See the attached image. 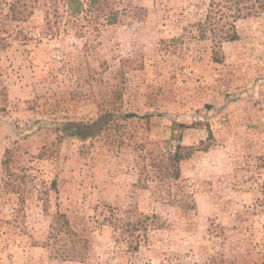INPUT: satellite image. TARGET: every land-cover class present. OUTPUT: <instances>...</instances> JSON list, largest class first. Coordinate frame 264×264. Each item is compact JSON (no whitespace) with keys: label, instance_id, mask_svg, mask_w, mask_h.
I'll return each mask as SVG.
<instances>
[{"label":"rangeland","instance_id":"1","mask_svg":"<svg viewBox=\"0 0 264 264\" xmlns=\"http://www.w3.org/2000/svg\"><path fill=\"white\" fill-rule=\"evenodd\" d=\"M91 1L0 0V264H264V0Z\"/></svg>","mask_w":264,"mask_h":264},{"label":"trees","instance_id":"2","mask_svg":"<svg viewBox=\"0 0 264 264\" xmlns=\"http://www.w3.org/2000/svg\"><path fill=\"white\" fill-rule=\"evenodd\" d=\"M23 1H25V0H15L14 4L11 6V13H12L13 18H17V17H19V15L21 13H23L22 10L20 12V8H21L20 5L22 4ZM66 1H68V3L71 5V10H72L73 13H80V12L83 11V3L81 2V0H66ZM96 1L97 0H92L91 3L89 4V6L94 5V3H96ZM47 15H48V13H47ZM238 17L240 18L241 16H238ZM237 39H238V36H237V34L235 32H233L232 34H229V36H227V40L228 41H234V40H237ZM65 127L66 126H64V128ZM180 127L181 128H185L186 126L180 125ZM71 128H73V127H71ZM73 129L77 132L76 134L78 136H82L81 135L82 134L81 128L75 127ZM190 155H191V153H185V154L182 153L181 152V147L179 146L178 147V151L172 157V160L174 162L175 168H176V166H177V164L179 162H181L182 160H184L186 158H189ZM175 171H178V170L176 169ZM177 176H178V172H177ZM147 219L148 218H144V219L139 220L137 223H133L132 224L133 229L138 230V229H141V227H144V229H145L146 228L145 225H146V220ZM64 223H65V226H68V222H66V220H65ZM129 225H131V224H129ZM133 234H134V232H133ZM138 243L134 247H132L133 250H137L139 248Z\"/></svg>","mask_w":264,"mask_h":264},{"label":"crops","instance_id":"3","mask_svg":"<svg viewBox=\"0 0 264 264\" xmlns=\"http://www.w3.org/2000/svg\"><path fill=\"white\" fill-rule=\"evenodd\" d=\"M9 93H10V97L12 98V95H13V88H10ZM1 131H2V130H1ZM0 133H1V132H0ZM0 136H1V134H0Z\"/></svg>","mask_w":264,"mask_h":264}]
</instances>
